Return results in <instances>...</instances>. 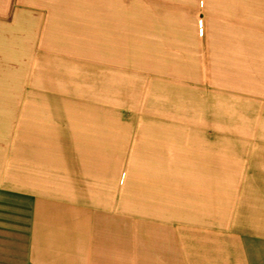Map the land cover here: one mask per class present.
I'll return each mask as SVG.
<instances>
[{
	"label": "crops",
	"instance_id": "obj_1",
	"mask_svg": "<svg viewBox=\"0 0 264 264\" xmlns=\"http://www.w3.org/2000/svg\"><path fill=\"white\" fill-rule=\"evenodd\" d=\"M149 11H173V66L156 73L174 122L208 116L215 90L252 105L264 137V0H0V264H264L262 150H118L111 92L38 97V74H116Z\"/></svg>",
	"mask_w": 264,
	"mask_h": 264
},
{
	"label": "rangeland",
	"instance_id": "obj_2",
	"mask_svg": "<svg viewBox=\"0 0 264 264\" xmlns=\"http://www.w3.org/2000/svg\"><path fill=\"white\" fill-rule=\"evenodd\" d=\"M132 18L128 25L133 31L135 50L129 53L131 57L119 58L116 74H38V97L46 95L47 91L40 88L47 82L64 86L65 96L69 98H105L111 92L119 104L124 105L119 115L128 120L120 122L122 117L119 116L118 150H215L219 153L223 151L225 155L229 153V162L235 164H253L256 153L262 150L264 162V137H257L259 132H256L253 121L252 105L225 108L216 105L223 101L222 97H227L221 91H213V96L221 100H214L208 116H198L199 121L189 123L174 122L173 82L169 78L172 75L156 73L173 66V11L133 12ZM193 29L192 34L199 33ZM180 30L182 36L191 34L188 27L183 26ZM121 63L124 67L120 66ZM146 69L150 70L149 74L141 73ZM20 82H29V77L21 78ZM231 101H234L232 97ZM240 102H248V99ZM202 118L209 121H201ZM262 126L264 129V123ZM122 127L127 129L122 130ZM13 141L0 139V163L3 162V154L9 156L12 153ZM157 142H160L159 146ZM165 143L170 147L165 148Z\"/></svg>",
	"mask_w": 264,
	"mask_h": 264
}]
</instances>
